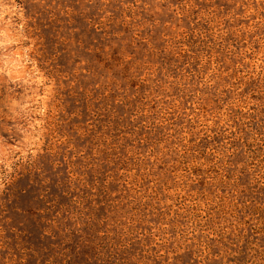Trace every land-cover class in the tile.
I'll return each mask as SVG.
<instances>
[{
  "label": "trees",
  "instance_id": "trees-1",
  "mask_svg": "<svg viewBox=\"0 0 264 264\" xmlns=\"http://www.w3.org/2000/svg\"><path fill=\"white\" fill-rule=\"evenodd\" d=\"M215 1L164 12L161 37L140 35V12L103 16L94 27L106 45L94 61L107 86L97 95L124 113L117 128L112 120L85 142L78 164L91 182L67 162L69 190L100 199L64 209L73 221L69 264L94 256L99 264H217L252 219L264 239V0ZM115 21L121 29L109 32ZM142 180L149 187L138 192ZM181 228L188 234L170 235ZM258 247L264 253V240Z\"/></svg>",
  "mask_w": 264,
  "mask_h": 264
},
{
  "label": "rangeland",
  "instance_id": "rangeland-1",
  "mask_svg": "<svg viewBox=\"0 0 264 264\" xmlns=\"http://www.w3.org/2000/svg\"><path fill=\"white\" fill-rule=\"evenodd\" d=\"M224 1L216 0L215 4L222 6ZM199 3V0H0V264H69L73 259L69 257L68 261L72 243L65 238L73 221L64 209L74 206L70 205L71 200L77 205L81 202L83 207L93 202L99 204L97 191L81 187L70 191L66 175V169L74 165L70 171L85 170L87 176L83 179L91 182L87 169L79 170L82 153H88L85 142L103 132L102 128L110 126L112 120L116 128L122 124L118 118L124 109L113 103L112 97L97 95L107 86H101L105 70L102 68L96 75L101 66L94 61L97 50H106V45L101 40L104 35L94 27L102 22L103 16L116 19L121 12H140V35H151L149 30L153 29V34L161 37L167 28L164 22L169 18L164 12L186 4L198 12ZM174 21L180 24L177 19ZM119 29L116 21L109 26V32ZM125 45L129 50L130 43ZM112 90L113 94L117 92L115 87ZM108 104L112 107L111 114L107 112ZM115 112L118 115L114 116ZM90 125L94 131H89ZM83 132L88 136L81 141L77 138ZM114 133L117 134L115 131L109 135ZM147 182L142 180L137 191L147 190ZM56 211L62 239L54 232ZM97 216L92 221L96 222ZM253 225V219L242 224L240 233L245 239L240 236L234 243L236 247H229L228 255L224 254L217 264H264V253L252 251L259 249L258 242L263 244L264 240L254 235ZM177 234L187 235L188 231L181 228L170 232L173 237ZM248 246L251 249H246ZM94 257L91 263L99 264L100 257Z\"/></svg>",
  "mask_w": 264,
  "mask_h": 264
}]
</instances>
